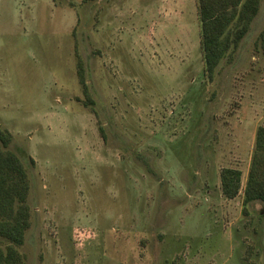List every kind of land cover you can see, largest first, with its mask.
<instances>
[{
	"label": "rangeland",
	"instance_id": "1",
	"mask_svg": "<svg viewBox=\"0 0 264 264\" xmlns=\"http://www.w3.org/2000/svg\"><path fill=\"white\" fill-rule=\"evenodd\" d=\"M263 31L260 0L209 82L196 0H0V129L29 182L24 263L264 264V208L242 203L264 128ZM223 168L242 174L232 200Z\"/></svg>",
	"mask_w": 264,
	"mask_h": 264
},
{
	"label": "trees",
	"instance_id": "2",
	"mask_svg": "<svg viewBox=\"0 0 264 264\" xmlns=\"http://www.w3.org/2000/svg\"><path fill=\"white\" fill-rule=\"evenodd\" d=\"M260 0H196L203 72L211 82L221 60L237 47L258 13ZM264 53V31L260 34ZM77 78L85 105H92L84 69L78 61ZM10 135L0 129V238L7 242L0 248V264H25L18 251L30 226L31 210L27 204L29 182L21 157L8 149ZM30 162L32 160L30 159ZM238 169L223 168L219 173L222 196L236 198L241 190ZM261 202L264 208V128L255 133L245 186L243 205Z\"/></svg>",
	"mask_w": 264,
	"mask_h": 264
}]
</instances>
